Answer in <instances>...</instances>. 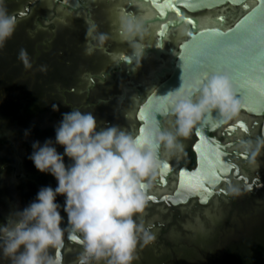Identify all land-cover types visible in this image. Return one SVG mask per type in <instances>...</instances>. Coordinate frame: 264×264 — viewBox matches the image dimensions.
<instances>
[{"label": "flooded vegetation", "instance_id": "obj_1", "mask_svg": "<svg viewBox=\"0 0 264 264\" xmlns=\"http://www.w3.org/2000/svg\"><path fill=\"white\" fill-rule=\"evenodd\" d=\"M32 1L5 0V4L13 5L9 11L13 15L27 12L26 6L30 7L26 16L17 19L14 34L37 37L29 42L32 68L25 69L28 79L20 89L31 85L35 90L40 84L50 95L47 110L56 105L64 109L62 114L70 112L71 107L92 111L100 116L101 124L122 126L133 135L141 125L136 118L139 105L177 70L182 46L191 40V33L225 32L248 10L245 4L254 3L225 2L191 11L186 5L189 0H40L31 4ZM68 5L78 8L71 10ZM125 19H133L144 28L142 39L136 38L144 46L140 60L133 54L132 42L121 31ZM23 23L28 26L23 28ZM89 32L92 36L105 33L108 40L102 50L85 55L86 42L94 43ZM37 34L42 37L39 39ZM42 65L47 66L46 72L39 70ZM1 70L2 81L16 77L15 72L5 78L6 70ZM45 116L50 117V122L61 120L56 121V114ZM263 119L264 115L240 109L235 118L210 132L223 147L229 166L215 187L218 193L207 203L200 202L198 196L184 203L172 202L177 197L181 168L192 170L197 165L194 128L189 137L179 138L181 150L170 153L161 149L162 159L173 170L165 182L158 171L146 191V208L136 220L154 239L138 246L134 264H225L232 244L264 227ZM15 120L13 115H0V223L11 206L23 208L40 187L54 188L57 183L50 174L40 175L42 172L28 159L32 148L27 138L16 131L7 132L5 127L16 125ZM163 124L165 131L174 132L175 116L167 115ZM45 132L55 138V132ZM57 149L63 152L62 146L57 145ZM65 161L69 162L67 157ZM29 174L39 177L27 178ZM27 181L37 187H29ZM63 199L58 197L61 204ZM81 250V246L67 242L63 264H73ZM0 264L9 261L0 256Z\"/></svg>", "mask_w": 264, "mask_h": 264}, {"label": "clouds", "instance_id": "obj_2", "mask_svg": "<svg viewBox=\"0 0 264 264\" xmlns=\"http://www.w3.org/2000/svg\"><path fill=\"white\" fill-rule=\"evenodd\" d=\"M16 27V16L0 0V49ZM121 31L140 60L144 46L136 38L142 39L143 26L125 19ZM92 40L85 44V55L102 50L108 36L97 33ZM19 59L26 70L32 68L25 49ZM39 70L46 72L47 66ZM237 91L230 76L222 73L204 72L187 84L181 81L178 88L161 95L164 112L175 116L174 132L145 127L133 135L122 126L101 124L92 111L71 107L54 126L55 138L34 140L28 156L38 171L55 178L56 186L40 187L23 208L11 206L0 223V256L9 264H63L60 249L70 232L82 248L73 264H134L138 246L154 239L136 217L146 208L151 180L166 167L160 150H181L179 138L189 137L202 121L218 117L214 127L235 118L241 108ZM24 135L27 138L30 129Z\"/></svg>", "mask_w": 264, "mask_h": 264}, {"label": "water", "instance_id": "obj_3", "mask_svg": "<svg viewBox=\"0 0 264 264\" xmlns=\"http://www.w3.org/2000/svg\"><path fill=\"white\" fill-rule=\"evenodd\" d=\"M39 1L33 0L31 4ZM246 1L249 0H189L186 5L189 10L195 11L225 2L244 4ZM252 1L254 3L251 5L245 4L248 10L227 31L206 30L196 35L191 33V40L182 46L177 70L139 105L136 118L141 125L138 131L145 127L149 130L159 127L160 130L165 131L163 119L172 113L164 112L163 106L166 101L161 95L178 88L181 81L187 84L204 72L229 75L238 90L240 109L251 114L264 115V0ZM67 7L71 10L78 8L73 5ZM29 9L27 5V12H18L15 14L16 18L26 16ZM213 115L215 116L216 113L214 112ZM216 120L218 117L210 118L209 122L202 121L194 127L197 136L194 144L197 165L192 170L187 169L186 166L181 168L175 191L177 197L172 200L174 204L184 203L192 196H198L200 202L207 203L213 194L218 193L215 187L228 173L229 165L218 139L210 136V132L226 123L216 122L213 127L212 123ZM262 134L264 136V119ZM158 155L166 165L159 170L161 179L165 182L173 168L162 159L161 150ZM26 177L36 179L39 176L29 174ZM67 242L81 246L78 240L71 239L70 232L66 233L64 247L60 249L62 256Z\"/></svg>", "mask_w": 264, "mask_h": 264}, {"label": "trees", "instance_id": "obj_4", "mask_svg": "<svg viewBox=\"0 0 264 264\" xmlns=\"http://www.w3.org/2000/svg\"><path fill=\"white\" fill-rule=\"evenodd\" d=\"M17 44L16 41L9 40L6 42V46L0 49V68L6 70L5 75L7 76L5 78L12 77L10 71L17 72L18 69L25 68L19 59V53L21 49H25L28 53L30 47L24 45L17 47ZM17 62L20 65L16 64ZM0 83H2V80H0ZM23 85L26 86V82H23L20 86ZM37 89H40V93H42L40 84L37 85ZM19 94H21L19 95V101L13 105L9 104V111H14L17 117V123L13 126L12 133H15V131L21 133L25 132L26 129H30L29 137L38 138L43 133L42 127L39 124H35L34 126L30 125V119L21 117L20 109L23 108L28 115L33 116L34 111L38 108L37 98L39 95L29 98L24 96V93L20 92ZM4 104L2 103L0 105V110H3L2 107ZM46 112L49 115L52 114V110L50 109H46ZM228 249L225 264H264V227L256 231L253 235L232 244Z\"/></svg>", "mask_w": 264, "mask_h": 264}, {"label": "rangeland", "instance_id": "obj_5", "mask_svg": "<svg viewBox=\"0 0 264 264\" xmlns=\"http://www.w3.org/2000/svg\"><path fill=\"white\" fill-rule=\"evenodd\" d=\"M5 5H6L8 11L13 9V5H10V4H5ZM17 5H19V4H17ZM21 26L23 28H25L26 26H28V23H23ZM37 35L39 36V39L42 37V34H37ZM34 38L36 39L37 37H35L33 34L30 35L29 33H24V34H19V35L13 34L12 37L10 39H8L7 41H9V40L16 41L18 43L17 47H20L22 45L29 47V44H30L29 42L32 40L34 41L35 40ZM5 46H6V43H5ZM30 49H31V47H30ZM16 64L20 65L19 62H17ZM10 72L12 75L15 73V71H10ZM15 74H16L15 78L10 79V80L5 79V81H2V83H0V99L2 100V102H0L1 103L0 105H2V103H5L2 107L3 110H0V115H3V116L13 115L16 118L15 121L17 123V117H16L14 111H9V107H10L9 104L12 103L10 101H14V104L17 103V101H19L18 100L19 95H21V94H19L20 92L24 93V96H26V97H33V96L39 95L37 98L38 108L34 111V115L33 116L28 115L24 111L23 108L20 109V115L23 118L30 119L29 123L32 126H34L35 124H39L44 131V135L43 136L41 135L38 138L27 137V140L29 141V143L32 144V142L34 140H39L41 143H43L46 138H49L46 135L45 131H48L52 134L53 132H55L54 126L57 124V122H50V117L45 116V115H47L46 109L48 106L50 95H49L46 87L42 88V90H41L42 93H40V89H37V87L34 90V88H32L31 85L28 86L25 90L20 89V87H21L20 85L23 84V82H26L28 79V77L26 75L25 68L24 69H18ZM22 87H24V85ZM11 105H13V103ZM51 109H52V112H51L52 114L58 115L56 121H58L59 119L62 118L61 111L64 112L63 108L60 109V106H59V108L57 107V110H53V106H52ZM95 116H96V114H95ZM96 118H97V120H99L100 116H97ZM13 126H14V123H11V124H9V126L5 127L9 134H12ZM19 134L22 135L23 138H25L24 132H21ZM51 138H53V137H51ZM1 157L3 158V156H0V158ZM25 183L27 185H29V187H31V186L37 187L36 185H34L35 184L34 182L27 181Z\"/></svg>", "mask_w": 264, "mask_h": 264}, {"label": "bare ground", "instance_id": "obj_6", "mask_svg": "<svg viewBox=\"0 0 264 264\" xmlns=\"http://www.w3.org/2000/svg\"><path fill=\"white\" fill-rule=\"evenodd\" d=\"M208 18H209V17H208ZM203 19H204V18H203ZM203 21H204V20H203ZM206 21H207V20H206ZM200 24H201V23H200ZM200 24H199V25H200ZM202 24H203V23H202ZM205 25H206V24H205ZM201 26H202V25H201ZM180 29H181V28H180ZM181 30H182V29H181ZM183 30H184V29H183ZM181 32H182V31H181Z\"/></svg>", "mask_w": 264, "mask_h": 264}, {"label": "snow or ice", "instance_id": "obj_7", "mask_svg": "<svg viewBox=\"0 0 264 264\" xmlns=\"http://www.w3.org/2000/svg\"><path fill=\"white\" fill-rule=\"evenodd\" d=\"M222 19H224L223 17H222ZM18 23V22H17Z\"/></svg>", "mask_w": 264, "mask_h": 264}]
</instances>
